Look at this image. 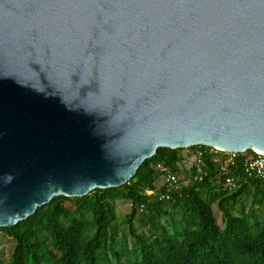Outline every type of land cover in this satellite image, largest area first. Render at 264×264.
<instances>
[{"label": "water", "instance_id": "water-1", "mask_svg": "<svg viewBox=\"0 0 264 264\" xmlns=\"http://www.w3.org/2000/svg\"><path fill=\"white\" fill-rule=\"evenodd\" d=\"M198 145L264 152V0H0V227Z\"/></svg>", "mask_w": 264, "mask_h": 264}, {"label": "trees", "instance_id": "trees-1", "mask_svg": "<svg viewBox=\"0 0 264 264\" xmlns=\"http://www.w3.org/2000/svg\"><path fill=\"white\" fill-rule=\"evenodd\" d=\"M196 148L206 147L186 149ZM181 150L159 147L122 186L54 196L25 220L0 227L14 242L11 264H264V179L248 176L242 167L253 152L238 153L225 171L204 156L201 180L191 178L171 190L168 200L148 195L147 188L166 192L151 165L164 162L178 175L179 165L188 161ZM187 171L193 175V165ZM227 176L235 179L234 189L223 184ZM114 200L131 205L119 247L109 232L116 220Z\"/></svg>", "mask_w": 264, "mask_h": 264}, {"label": "built area", "instance_id": "built-area-1", "mask_svg": "<svg viewBox=\"0 0 264 264\" xmlns=\"http://www.w3.org/2000/svg\"><path fill=\"white\" fill-rule=\"evenodd\" d=\"M205 146V145H204ZM205 149L196 148L187 157L190 160V165L194 167V174L188 175L183 181L179 180V177L175 171L164 162H157L152 164L151 167L158 172L161 180V184L165 186L166 192L157 193L152 189H145V192L148 195L157 196L158 200L165 199L168 200L170 198L169 192L171 190L178 189L181 185H187L189 180L193 178V180H201L204 173L203 170V157L209 155L211 159L217 163L218 168L221 171H225L228 165H234L238 152L233 151H225L221 149H217L211 146H205ZM253 153L248 154L243 158L242 167L244 173L248 176H255L257 178L264 179V152L252 151ZM223 184L229 188L234 189L236 187V181L233 177L227 176L224 179Z\"/></svg>", "mask_w": 264, "mask_h": 264}, {"label": "rangeland", "instance_id": "rangeland-1", "mask_svg": "<svg viewBox=\"0 0 264 264\" xmlns=\"http://www.w3.org/2000/svg\"><path fill=\"white\" fill-rule=\"evenodd\" d=\"M188 153L190 152L186 148H183V150L180 151V154L184 156H186ZM190 162L191 161L188 160L179 165V176L188 178L189 172L187 171V168L190 166ZM111 205L115 211L116 220L110 225L109 232L115 233L116 246L119 247L121 238L128 233V223L126 222V215L130 213L131 205L127 200H114L113 202H111ZM214 207L216 206L214 205ZM135 227L140 230V224L137 219L135 220ZM131 239L132 238L129 236L128 240L131 241ZM13 247L14 242L4 234L0 233V259L3 261V264H11V254Z\"/></svg>", "mask_w": 264, "mask_h": 264}]
</instances>
